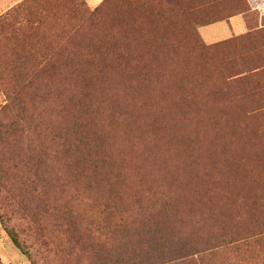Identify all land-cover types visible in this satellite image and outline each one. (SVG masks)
I'll list each match as a JSON object with an SVG mask.
<instances>
[{
	"label": "rangeland",
	"instance_id": "obj_1",
	"mask_svg": "<svg viewBox=\"0 0 264 264\" xmlns=\"http://www.w3.org/2000/svg\"><path fill=\"white\" fill-rule=\"evenodd\" d=\"M24 1L0 0V16ZM82 1L93 10L105 0ZM59 3V0H46L44 7L47 5L51 12ZM121 11L120 20L131 23L130 12L126 8ZM56 22L52 21V26ZM110 26L108 22L107 27ZM199 27L196 28L199 30ZM258 27L260 24L255 20L251 28ZM111 29H106L103 35L105 56L101 83L90 102L95 112L83 121L93 120L97 114L106 118V124L112 119L117 121L116 131L109 136L115 142L111 147L114 154L111 164L114 171L122 168L126 173L131 185L128 192L139 189L140 182L135 179L138 170L146 174L145 180L152 186L167 185V182L162 183L163 178L170 181L181 176L182 192L206 187L209 185L206 176L212 169L203 167L210 166L205 165L209 162L213 164L214 158L207 152H193L201 147L213 148L219 154L215 163L218 168L213 173H219L220 181L232 175L235 182L231 187L245 196V202L258 200L263 205L264 70L243 83L227 82V76L234 75L241 62L228 55L229 67H223L224 46L220 49L218 43L202 39L203 45L213 47L210 51L207 46L202 51L192 50V59L187 61L185 51L178 50L176 64L162 57L161 66H156L158 71L154 72L153 67L136 65V59L144 52V44H133L124 34L115 58ZM97 31L91 29L82 37ZM260 35V44L264 46V32ZM43 36V31L38 30L32 42L19 39L15 50H12V42L1 40V60L4 64L14 60L15 51L26 56L28 64L39 59V55H34L32 60L29 56L31 51L36 54L41 49ZM262 49L261 46L260 54L264 57ZM208 54L212 57L206 59V64L199 62ZM19 66L8 64L0 73V264H102L86 247L85 227L89 225L88 216L93 209L97 207L101 212L99 206L103 200L98 198L97 206L93 205L90 187L103 183L104 172L100 168L97 173L93 171L89 150L82 149L78 153L74 147L73 121H61L56 98L48 94L45 101L38 89L16 82L21 73ZM206 71L216 87H211L212 83L203 77ZM100 116L97 117L103 119ZM239 137L249 148L237 156L233 147ZM225 139L229 141L223 142ZM224 145L229 146L231 152H226ZM62 208L69 213L80 212L84 241L63 235L59 227ZM233 215H244V210H235ZM245 218L246 222L241 224L246 233L264 229L262 222L258 229L250 223L252 219H264V212L248 210ZM6 228L18 233L27 254L14 246ZM262 260L259 256L224 252L211 263L197 259L194 264H262ZM116 262V259H108L103 264Z\"/></svg>",
	"mask_w": 264,
	"mask_h": 264
},
{
	"label": "trees",
	"instance_id": "obj_2",
	"mask_svg": "<svg viewBox=\"0 0 264 264\" xmlns=\"http://www.w3.org/2000/svg\"><path fill=\"white\" fill-rule=\"evenodd\" d=\"M59 1L56 9L50 12L47 5L44 7L46 0H25L0 16V41L12 42V50H15L19 39L32 42L38 30L44 33L41 49L36 54L29 51L31 60L34 55H39V59H33L28 64L27 57L15 51L16 58L12 61L4 64L0 58V73L8 64L20 65L18 84L38 89L41 98L45 96V101L48 94L53 95L59 103L61 121H73L74 147L78 153L82 149L89 150L93 171L97 173L101 169L104 172L103 183L97 182L90 187L93 189L91 203L97 206L98 198L103 200L99 206L101 212L97 211V207L93 209L88 216L89 225L85 227L86 247L91 249V254L102 264L108 259H116V264H194L197 259L211 263L217 255L226 252L259 256L264 264V229L246 233L241 224L247 220L248 210L263 213L264 204H259L258 200L245 202V196L237 194L236 188L231 187V183L235 182V178L231 179L232 175L228 174L225 181H220L219 173H213L218 168L215 166L216 156L219 157L215 149L201 147L193 152H207L214 158L213 164L209 162L205 165L210 166L203 167L204 170L212 169L206 176L209 185L199 187L197 192H182L179 187L183 183L181 176L170 181L163 178L162 183L167 182V185L152 186L145 180L146 174L139 173V170L135 176L140 182L139 189L128 192L131 185L126 173L122 168L114 171L111 164L114 157L111 147L115 142L109 136L116 131L117 121L112 119L110 124H106V118L98 114L93 120L83 121L95 112L91 110L90 102L101 83L106 29L112 27V55L115 58L119 55L121 36L124 34L131 43L144 44V52L136 59V65L149 69L153 67L151 70L157 72L156 66H161L162 57L175 63L179 59L177 51L184 50L185 59L190 61L192 50L205 49L207 45L202 44V35L196 27L233 14L231 6H228L231 1L124 0L120 3L119 0H105L93 10L82 0ZM122 8L130 12L131 23L120 20ZM54 20L57 22L52 26ZM108 22L110 27H107ZM91 29L98 31L83 38L82 35L89 34ZM261 29L250 28L242 35L216 42L218 48L224 46L225 49L221 51L223 67H229L228 55L241 62L234 75L227 76V82L243 83L264 70V57L260 54L261 46L264 49L260 44V33L264 31ZM207 47V51L213 48ZM31 50H34L32 46ZM209 57L212 56L204 55L199 62L206 64ZM210 75L206 71L203 77L212 83L211 87H216ZM119 112L122 113L121 108ZM262 113L264 115V111ZM228 141L225 139L223 142ZM234 145L237 156L249 148L240 137ZM223 147L226 152H231L229 146ZM174 151L181 154V151ZM262 193L264 199V187ZM185 200L187 203L183 202ZM235 210H244V215H233ZM62 211L59 227L63 235L84 241L80 212ZM261 222L264 223V219L250 220L255 229L260 227ZM5 230L14 246L27 254L18 233L12 228Z\"/></svg>",
	"mask_w": 264,
	"mask_h": 264
},
{
	"label": "crops",
	"instance_id": "obj_3",
	"mask_svg": "<svg viewBox=\"0 0 264 264\" xmlns=\"http://www.w3.org/2000/svg\"><path fill=\"white\" fill-rule=\"evenodd\" d=\"M230 1L231 3L235 1L228 5L231 6L230 11H234L233 14L225 19L199 27V31L206 42L216 43L242 35L249 31L255 20L257 24H260V28L264 27V0Z\"/></svg>",
	"mask_w": 264,
	"mask_h": 264
}]
</instances>
